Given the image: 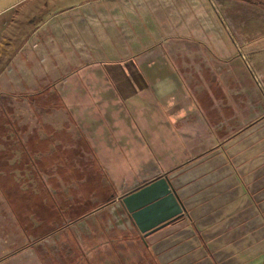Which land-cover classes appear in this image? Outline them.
<instances>
[{
    "label": "crops",
    "instance_id": "crops-1",
    "mask_svg": "<svg viewBox=\"0 0 264 264\" xmlns=\"http://www.w3.org/2000/svg\"><path fill=\"white\" fill-rule=\"evenodd\" d=\"M1 100L84 126L119 199L167 176L184 213L147 237L159 264H264V0H0ZM9 196L0 264L44 240Z\"/></svg>",
    "mask_w": 264,
    "mask_h": 264
},
{
    "label": "rangeland",
    "instance_id": "rangeland-1",
    "mask_svg": "<svg viewBox=\"0 0 264 264\" xmlns=\"http://www.w3.org/2000/svg\"><path fill=\"white\" fill-rule=\"evenodd\" d=\"M2 111L0 187L10 193L7 207L20 231L34 228L36 241L44 238L12 264H159L150 238L142 236L119 197L102 186L98 164L82 162L85 142L93 151L84 126L62 127L39 114H28L27 126L19 113L5 116ZM58 133L71 135L76 145L52 143ZM3 227L1 232L11 228Z\"/></svg>",
    "mask_w": 264,
    "mask_h": 264
},
{
    "label": "water",
    "instance_id": "water-1",
    "mask_svg": "<svg viewBox=\"0 0 264 264\" xmlns=\"http://www.w3.org/2000/svg\"><path fill=\"white\" fill-rule=\"evenodd\" d=\"M120 204L145 237L177 220L184 213L167 176L122 196Z\"/></svg>",
    "mask_w": 264,
    "mask_h": 264
},
{
    "label": "flooded vegetation",
    "instance_id": "flooded-vegetation-1",
    "mask_svg": "<svg viewBox=\"0 0 264 264\" xmlns=\"http://www.w3.org/2000/svg\"><path fill=\"white\" fill-rule=\"evenodd\" d=\"M142 236H144L143 234H142ZM145 237V236H144ZM146 237H148V236H146Z\"/></svg>",
    "mask_w": 264,
    "mask_h": 264
}]
</instances>
